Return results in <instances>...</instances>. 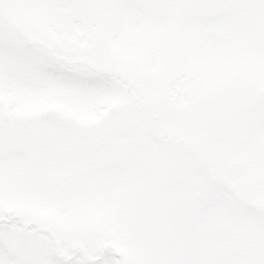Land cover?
I'll return each instance as SVG.
<instances>
[{"label": "snow or ice", "instance_id": "6c2138e0", "mask_svg": "<svg viewBox=\"0 0 264 264\" xmlns=\"http://www.w3.org/2000/svg\"><path fill=\"white\" fill-rule=\"evenodd\" d=\"M0 264H264V0H0Z\"/></svg>", "mask_w": 264, "mask_h": 264}]
</instances>
